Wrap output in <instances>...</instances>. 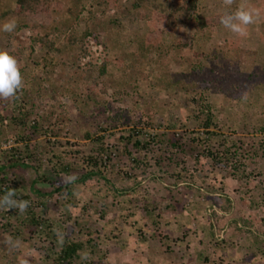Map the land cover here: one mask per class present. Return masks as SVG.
Returning <instances> with one entry per match:
<instances>
[{
    "label": "trees",
    "instance_id": "16d2710c",
    "mask_svg": "<svg viewBox=\"0 0 264 264\" xmlns=\"http://www.w3.org/2000/svg\"><path fill=\"white\" fill-rule=\"evenodd\" d=\"M81 1L87 0H75L71 6L61 0H15L12 9H0V27L11 19L19 24L18 31L29 33L27 47L9 53L19 63L24 87L15 98L0 100V197L15 189V198L29 201V207L24 213L0 209V264H26L19 261L22 252L31 253L30 264H101L105 260L115 264L124 254L122 246L118 249L120 253L114 255H110L113 250L107 253L103 246L107 247V242L116 245L121 236L125 237L122 225L128 224L133 229L126 220L132 214L112 219L107 216L121 214L130 206L137 210L139 205L144 226L133 229V235L137 239L146 238L147 243L136 256L137 260L141 263L140 259L144 258L142 261L146 264H166L164 254L175 252L170 245L166 252L161 248L150 255L147 252L149 241L170 242L169 236H174L157 231L161 225L159 220L169 213L170 206L173 210L189 194L190 208H193L195 204H206L210 194L225 192L224 177L221 179L218 171H227V178L237 179L238 183L243 181L247 187L229 191L232 196L237 193L239 207L250 211L255 204L254 194L258 188L255 185L249 190L246 182L264 176L263 168L259 167L260 162L264 163V116L252 119L251 134H242L234 126L227 129L230 134L225 135L213 115L216 105L209 100L203 102L209 90L211 101L215 94H221L228 86L226 79L234 86L242 82L243 77L233 79L235 77L227 70L229 63L226 66V60H221L217 51L211 49L206 53L203 46L197 45L200 33L211 25L198 13L202 0H164L160 18L152 24L157 32L151 30L148 37L140 38L145 39L146 45L140 48L135 45V53L129 55L131 58L115 55L113 59L103 58L100 63L89 42L93 40L100 46L98 35L89 27L79 29L80 23L85 26L94 11L91 6L88 21L84 22L85 18L80 17L85 12ZM88 1L110 8L116 0ZM237 2L234 0L235 7ZM133 8L137 9L136 3ZM188 30H192L193 35L189 42H184L185 35H180ZM163 33L172 35V42L177 38L181 42L172 43L169 50L164 42H158ZM107 36L105 33L108 40ZM227 48L225 56H232L236 44L231 43ZM176 53L184 55L182 61L191 54L188 61L191 74L172 80L163 69L156 77L165 78L164 83H153L151 87L184 96L179 117L163 118L158 104L144 112L134 106L120 107L126 99L134 102L141 99L137 90L141 69L137 63L142 58L151 56L152 65L162 67L165 63L168 66L173 58L177 60ZM207 62L211 64L208 70L203 66ZM155 69L152 71H159ZM215 69H221L220 75L226 79H217ZM68 70L71 74H67ZM152 71L146 72L147 79ZM203 71L210 79L202 75ZM49 88L51 91L47 92ZM109 91L111 95L104 99ZM44 96H48L47 106L41 101ZM113 104L118 107L110 109ZM187 108L192 110H185ZM134 115L138 118L134 119ZM158 120L163 121L162 128H155ZM190 121L194 122V127L188 125ZM72 122L78 123V128H74ZM81 123L85 124V129L78 135ZM238 133L242 136H237ZM70 134L82 141L84 149L67 139ZM62 138L63 143L59 140ZM8 142L12 145L2 148ZM89 142L90 150L85 147ZM74 157L73 165L66 161ZM115 168L119 170L116 172ZM45 171L53 175L52 180L41 174ZM114 172L120 184L126 183L125 187L124 184L115 190L110 187ZM257 182L264 185V180ZM149 183H156L160 188L150 191ZM197 183L199 189L195 186ZM194 192L199 195L197 201L191 199ZM190 216H194L192 211ZM118 219L124 220L119 222ZM222 221L223 217L210 215L208 225L223 231ZM259 223L261 230L257 231V236H264V224ZM167 228L170 232L171 226ZM244 233L250 236L251 243L244 242L240 251L244 250V256H249L254 251L252 247L257 245L252 255L256 258L252 261L263 262L257 250L258 237L251 236V231ZM172 239L174 244L175 238ZM39 250L42 255H38ZM195 258L192 264H212L213 260L216 264L220 260H225L226 264L235 262L226 260L229 259L227 253L225 259L209 260L201 254Z\"/></svg>",
    "mask_w": 264,
    "mask_h": 264
},
{
    "label": "rangeland",
    "instance_id": "374dc122",
    "mask_svg": "<svg viewBox=\"0 0 264 264\" xmlns=\"http://www.w3.org/2000/svg\"><path fill=\"white\" fill-rule=\"evenodd\" d=\"M61 1L68 6L76 3L75 0ZM237 1L238 4L236 7L234 2L230 7L224 6L223 0H202L198 4L199 15L204 17L205 19H208L211 22V25L210 27L204 29L202 33H200V36L197 38V45L203 46L206 53H208V51L211 49L217 51L218 57L221 60H226V66L227 63H229V68L227 67V70H230L229 74L235 77L233 79H236L237 77H243L242 82H240L238 85L233 86V82H229L230 80L220 75L221 69H215L214 75L217 77V79L223 77V79H226L225 83H227L228 86H225L226 88L223 90V92H221V94H215L212 101L208 98L210 90L205 93V96L203 98L204 103L209 100V103L212 102L214 105H216L215 107L212 106L213 115L216 118L220 131H223L225 135L230 134L229 132H227V129L233 128L234 126H237L238 130L241 131L242 134H251V131L254 129V121L252 119L257 115L264 116V0ZM14 3L15 0H0V9H12ZM81 3L83 8L85 9V12H82L80 17L85 18L84 22H86V20L88 21V9L92 6L94 10L92 11L88 23H86L85 26L83 23H80L79 29L82 31L83 29L89 27L92 28V30L98 35L100 46H96L95 43H93V40H89V42L91 45L90 49L92 50L94 57L97 58L99 61L98 63H100L103 58L113 59V56L115 55H126V58H131L129 57V55L135 53V45L139 48L140 45H146L145 39L142 40L140 38H145L146 36L148 37L151 30H153L154 33L157 32V27L155 26L153 28L152 24H155V22H157V20L160 18L159 11L160 7L164 5V0H116L111 4L110 8L106 5L99 6L96 3L93 4L88 0L81 1ZM134 3L137 4V9L133 8ZM240 7H243L245 10L249 11L254 10L256 13H258L257 15H255V22L247 27L248 34L244 37L231 32L221 23H217V21L220 20L221 15L235 12ZM101 10L102 13H100ZM8 21H11V19H8L6 22ZM18 26L19 24L16 23V28L11 33L0 31V51L16 53L17 51L25 49L27 47V37L29 36V33L18 31ZM103 28H106V30L103 31ZM105 33L109 35V37L107 36L109 41L105 37ZM192 35L193 31L188 30L185 34H181L180 36H184V42H189L192 38ZM136 36H138L139 38H137ZM172 37V35L167 33L160 34V36L158 37V42H164V44L168 45L167 47L170 50L172 47L170 45L172 43L175 44L177 42H181L180 38H177V40L174 39V41L172 42ZM205 40L206 42L204 43ZM112 41H114L115 43L112 44ZM116 42L123 43V45L119 47ZM231 43L236 44V48H234V50L231 48L234 54H232V56L227 55L226 57L225 53L229 51L227 47H229V44ZM176 54L177 60L173 58L168 63V66L165 63L162 67L155 64L152 65L153 57L151 56L142 58L141 62L137 63L139 65V69H141L140 71H138V75L141 80L137 89L140 93L141 99L137 100L136 102H134V100L130 101L126 99V101L123 103L125 107L123 105H121L120 107L124 109L126 107L134 106L138 110H142V112H144L146 108L149 109V107H152V105L158 104L157 107H160V115H164L163 118L166 119L168 118V116L169 118L175 116L179 117V109L182 106V103L185 102V99H183L184 96L179 93L175 94L174 91H158V88L156 89L155 87H151L153 83H156L157 85L158 83H164L165 78L158 79V77H156L158 75V72L162 71L163 69L166 70V74H169V77L172 80H176L180 75L183 74H191V68H189L190 65L188 64V61L191 58V54L186 55L183 61L182 58L184 57V55L178 53ZM209 63L210 62H207L203 65L207 70L208 66L210 67L211 65ZM155 68L159 71L153 72L152 70H154ZM151 71L153 72V74H151L147 79L146 72ZM67 72V74H71V70H68ZM202 75L204 77H207V79H210V76L207 74V72L203 71ZM50 91L51 90L49 88L47 92ZM110 95L111 92L109 91L104 96V99H106V97H109ZM48 96H44L43 100H41L42 103L44 102L46 106L49 104ZM244 97H248L246 101L243 99ZM250 104L252 105L251 107H249ZM111 106L110 109H116V107H118V105L116 104H113ZM185 110L192 109L187 108ZM189 113H192V111H189ZM134 117V119L138 118L135 115ZM74 118L75 117H72L71 120L74 121ZM161 123L163 124V121L158 120L155 123V128H162ZM72 124L74 125V128H76V126L78 128V123L72 122ZM189 124L190 127H194V122L192 123V121H190L188 125ZM80 126L81 132H77L78 135H81L83 133L82 128L85 129V124L81 123ZM221 127H223V129H221ZM241 133H238L237 136H242ZM67 139L70 142L78 143V145H81L79 147H83L82 149H84V146H82L83 143L78 139V137H74L70 134L69 136H67ZM59 140L61 141V143H63L65 139L62 138ZM90 143L91 142L85 144L86 148L89 147L88 150H90ZM8 145H12V143H4L2 145V148ZM66 161H69V163H72L73 165L76 161V157L70 159L67 158ZM259 167L263 168L264 172V163L261 164L260 162ZM118 170L119 168H115L116 172ZM218 172H220L219 174L221 179L224 177L222 181L224 183L225 192L220 195L210 194V198L206 200V204H195L193 205V208H190V206L192 205L189 202L190 198L188 197L190 196V192H188L187 194H189V196L179 201L180 204L176 208L173 207L174 209L171 210L170 206L169 213L162 217L163 219L159 220L161 225L158 227L157 231L163 233L164 231H166L167 234H174V236H169L170 242L164 241V239L151 241L148 240L149 249L147 252H149V255L156 250L158 251L159 248L166 252L168 250V246L170 245V247L175 252L172 254L171 251H169L171 254H164L163 262H167L166 264H192V262L194 263L197 259L195 258V256L198 257L199 254H201L203 258L208 257L209 260H213L215 258L218 259L221 257L225 259L224 255L226 253L229 257V259H226L228 261H230V259H234L238 264H258L262 260L257 261L256 259L254 260V262L252 261V258H256V256H252L255 249L257 248V245L253 246L255 245V243H253V245H250V247L253 246V253L251 252L249 256H247L246 260L241 259L244 258L245 255L244 250L240 251L241 246L244 242L251 243L250 236L246 237L244 232L251 231L253 232L251 236L258 237L260 241L257 250L259 251V257L264 259V236H257V231L261 230L258 229V227L261 226V223L259 222L262 221L264 224V185H260L257 180H264V176L256 179L255 181H250L251 179H248V181L246 182V186H248L249 190L255 185L258 188L256 189L254 194L255 204L251 206L252 208H250L249 211V209L241 208L237 205V193L234 196L229 194V191L232 192L233 190L237 189V187H245L244 182L242 181V183H238L237 179L233 181V179L231 180L230 178H227L225 176L227 171L225 173L221 170ZM228 172H230V170H228ZM41 174H43L49 180L53 179V175L50 172L45 171L41 172ZM116 176V174L112 175L111 178L112 184H110V187H112L113 190L119 188L120 186L123 187V184L124 187L126 186L125 182L120 184L118 181V177ZM210 180L211 178H209V182ZM210 184L213 183L210 182ZM214 185L218 186L217 183H214ZM195 186L199 189L200 185L197 183ZM148 187L149 189L152 187L150 191H152L153 189L155 190V188L157 187L160 188L156 183H149ZM197 196L199 195L194 192L191 194V199H195V201H197V199H199L197 198ZM106 197H108V194ZM110 199L113 204H115L112 197ZM180 206H183L184 208L181 210ZM138 208L136 210L135 208L130 206L129 208L122 211L121 214L119 212H116L108 215L107 219H112V217H121L122 215L129 216L132 214V217H129L126 220L130 222V225H132L133 229L135 230L139 225H143L144 221L143 216L140 215V208H142V206L139 205ZM189 208L192 210H190ZM191 211L193 212L194 216H190ZM216 214L219 217H223V221L220 224L223 225L222 229H224V233H221V230H219L217 227L216 229H214L213 227L210 228L208 225L210 215L213 216ZM121 220H119V222ZM163 223H165L166 225H163ZM247 223L249 224L247 225ZM168 226H171L170 232L167 231ZM122 227L125 231V234H123L125 237L121 236V240H117L116 245H111L110 242H107V247L103 246L105 251L108 253V251L113 250L112 252H110V255H114L122 246L121 250L124 254L122 255V258H119V260L115 264H146L142 261L144 260V258H141V263H139L137 260L139 259L137 258V255L142 252V246L145 245L144 243H147V239L135 238L133 235L134 230L130 229L128 224L122 225ZM117 228L121 230L120 227ZM127 230L128 232H126ZM129 232H132V234L129 235ZM172 238H175L174 244L172 243ZM177 238L178 240H176ZM217 243L218 245H216ZM102 244L104 245V242ZM38 255H42V250L38 251ZM31 256L32 255L30 252H22L20 256H18V258L19 261L30 264L31 262L28 260H30ZM133 257H136V259H134ZM214 261L215 260H213L212 264H216V262ZM221 262L222 264H226L225 260H220V262L217 263L221 264ZM101 264L112 263H107V260H105ZM260 264H264V261Z\"/></svg>",
    "mask_w": 264,
    "mask_h": 264
},
{
    "label": "clouds",
    "instance_id": "9594fccd",
    "mask_svg": "<svg viewBox=\"0 0 264 264\" xmlns=\"http://www.w3.org/2000/svg\"><path fill=\"white\" fill-rule=\"evenodd\" d=\"M234 0H223V5L230 7ZM254 10L238 8L233 13H226L220 18V23L231 32L244 37L247 36V27L255 22ZM16 28L15 20L5 22L0 31L11 33ZM24 87V80L20 71L17 59L7 51H0V100L9 101L15 98L18 92ZM63 182V181H62ZM15 189H10L0 197V209H16L24 213L29 207V201L16 199ZM86 258V257H85Z\"/></svg>",
    "mask_w": 264,
    "mask_h": 264
},
{
    "label": "crops",
    "instance_id": "0c3cea01",
    "mask_svg": "<svg viewBox=\"0 0 264 264\" xmlns=\"http://www.w3.org/2000/svg\"><path fill=\"white\" fill-rule=\"evenodd\" d=\"M223 231H221V233H222ZM224 233V232H223ZM235 259H236V257H235ZM243 260H246L247 259V256H244V258H242ZM235 264L237 263L236 261L234 262ZM238 264V263H237Z\"/></svg>",
    "mask_w": 264,
    "mask_h": 264
}]
</instances>
